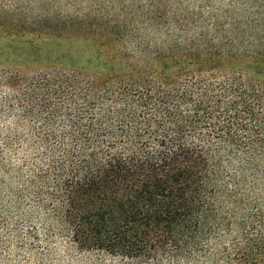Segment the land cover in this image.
Segmentation results:
<instances>
[{"label":"trees","instance_id":"1","mask_svg":"<svg viewBox=\"0 0 264 264\" xmlns=\"http://www.w3.org/2000/svg\"><path fill=\"white\" fill-rule=\"evenodd\" d=\"M109 3L24 22L87 64L0 65V264H264V0Z\"/></svg>","mask_w":264,"mask_h":264},{"label":"rangeland","instance_id":"2","mask_svg":"<svg viewBox=\"0 0 264 264\" xmlns=\"http://www.w3.org/2000/svg\"><path fill=\"white\" fill-rule=\"evenodd\" d=\"M17 3L23 7L20 10L21 23L13 31L9 32L0 28V65L9 68H28V71H36L44 68L46 64H79L85 65L87 62L94 58L96 55V48L83 40L72 39L65 40L60 37H42L39 29L36 25L31 27L24 24L25 20L32 22L37 18L38 14L45 12H61L63 14H74L75 12L87 13L91 10L101 8L103 12L110 11L112 9L109 3L111 0H20ZM130 2L131 0H122ZM139 1L140 0H136ZM228 1V0H227ZM253 2L254 0H249ZM122 3L113 2V8L120 7ZM219 4V3H218ZM15 6V5H14ZM127 6V3L124 5ZM243 9H245L243 7ZM98 11V9H97ZM26 12V13H25ZM43 33H46L45 31ZM14 176H0V180L5 179L7 182L12 183ZM38 228L40 230V236L43 240L42 226ZM25 236V230H21V237ZM26 240L27 249L30 246L31 240ZM44 242V241H43ZM55 248V255L58 260L65 264L67 261L64 252V244L61 241L53 242ZM26 247L21 251H13L14 255L19 253L20 255H29ZM75 260L71 264H82L81 258L74 256Z\"/></svg>","mask_w":264,"mask_h":264}]
</instances>
